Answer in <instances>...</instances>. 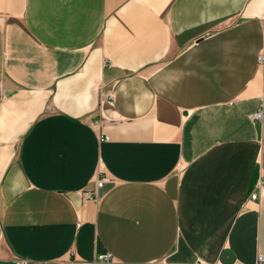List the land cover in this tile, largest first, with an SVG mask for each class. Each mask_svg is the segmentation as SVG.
Wrapping results in <instances>:
<instances>
[{"label": "crops", "instance_id": "1", "mask_svg": "<svg viewBox=\"0 0 264 264\" xmlns=\"http://www.w3.org/2000/svg\"><path fill=\"white\" fill-rule=\"evenodd\" d=\"M261 53L264 0H0V264H264Z\"/></svg>", "mask_w": 264, "mask_h": 264}, {"label": "built area", "instance_id": "2", "mask_svg": "<svg viewBox=\"0 0 264 264\" xmlns=\"http://www.w3.org/2000/svg\"><path fill=\"white\" fill-rule=\"evenodd\" d=\"M259 60L260 62H262L264 60V54L261 53L259 55ZM1 94V91H0ZM253 118L256 119H262L264 117V93H263V97H262V103L260 105V107L252 114ZM95 124H99V121H96ZM104 184V178L98 179L97 181V186L101 187ZM88 197H92V192L91 191H87L86 192ZM264 197V184H259L258 187V191L252 194V198L256 199H262ZM113 258L111 253H106V254H101L99 255V259L100 260H107V261H111ZM259 259H262V256H259Z\"/></svg>", "mask_w": 264, "mask_h": 264}]
</instances>
